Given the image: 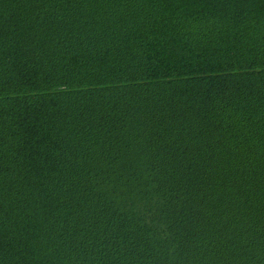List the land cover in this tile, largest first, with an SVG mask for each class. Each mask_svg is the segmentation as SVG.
<instances>
[{"label":"trees","instance_id":"1","mask_svg":"<svg viewBox=\"0 0 264 264\" xmlns=\"http://www.w3.org/2000/svg\"><path fill=\"white\" fill-rule=\"evenodd\" d=\"M0 264H264V0H0Z\"/></svg>","mask_w":264,"mask_h":264}]
</instances>
